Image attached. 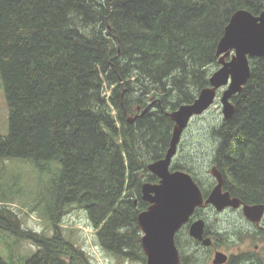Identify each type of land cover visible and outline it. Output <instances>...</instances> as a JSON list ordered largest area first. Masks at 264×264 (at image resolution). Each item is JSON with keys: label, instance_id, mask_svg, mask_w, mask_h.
<instances>
[{"label": "trees", "instance_id": "16d2710c", "mask_svg": "<svg viewBox=\"0 0 264 264\" xmlns=\"http://www.w3.org/2000/svg\"><path fill=\"white\" fill-rule=\"evenodd\" d=\"M261 6L264 0H0L8 110L0 161L31 162L38 175L30 192L0 175V230L18 237L14 247L22 239L37 247L33 256L0 255V264H92L58 231L75 209L87 211L101 249L146 264L138 216L149 207L142 197L154 178L148 166L170 146L166 111L210 85L232 15ZM250 65L234 116L215 131V157L234 197L264 204V57ZM24 195L51 236L23 228L8 209Z\"/></svg>", "mask_w": 264, "mask_h": 264}, {"label": "water", "instance_id": "95a60500", "mask_svg": "<svg viewBox=\"0 0 264 264\" xmlns=\"http://www.w3.org/2000/svg\"><path fill=\"white\" fill-rule=\"evenodd\" d=\"M216 55L220 67L209 77L210 85L202 89L194 103L182 105L166 114L174 122L169 149L163 159L148 166L160 183H145L142 188L143 200L149 203V207L138 216L146 264H180L175 245L176 233L189 221L196 208L203 206V197L190 174L170 172V166L190 121L213 106L218 91L221 90L223 118L229 121L234 116L232 98L242 92L251 77L250 59L264 57V11L258 16L246 10L236 11L225 27ZM128 120L132 123L135 118L129 117ZM212 173L219 184L206 203H212L218 211L227 207L237 209L244 204L238 198L232 199L229 194H222V175L216 169ZM243 211L249 220L260 222L264 205L244 204ZM190 230L193 238L201 240L204 221H194ZM227 260V256H215L213 264H225Z\"/></svg>", "mask_w": 264, "mask_h": 264}, {"label": "rangeland", "instance_id": "374dc122", "mask_svg": "<svg viewBox=\"0 0 264 264\" xmlns=\"http://www.w3.org/2000/svg\"><path fill=\"white\" fill-rule=\"evenodd\" d=\"M218 69L219 66H216L210 74L212 75ZM147 109L148 108H146L145 111ZM222 122L224 121L220 100L216 101L210 110L201 118L196 117L193 121H190V126L188 125L187 130L184 132L186 135L180 145L179 154L174 160L175 165H181L188 168L195 174L207 176L208 171L211 172L212 170V167L210 168L211 163L218 154V142L221 136L218 137L217 141L214 138V135L216 134V130L221 129ZM7 130L8 110L5 105L4 91L0 83V134H5ZM34 169L35 167L31 162L24 160L9 159L0 161V175L2 171H5L10 180L15 179V181L20 184L19 186L22 188L27 187L26 189L28 192L32 189L35 190V184L38 180V175ZM5 204L9 210L21 219L23 228L30 229L37 233L45 232L49 236L53 233V231L48 230V221L39 218L36 213L34 214L30 212V206L28 205L26 195H24V197L17 198L14 202L10 201ZM208 212V220L212 222V226L215 228L229 226L231 220L233 222L237 220V215L233 214V210L228 212L227 220L229 221L221 218L218 213H216L219 212L217 209H214V212L211 210H208ZM225 216L227 215L225 214ZM222 222H225L224 225ZM260 222L255 223L259 224ZM243 229L247 230L248 227L244 226ZM60 230L58 231L64 238L70 240V242L74 243L77 247L81 248L90 255L89 257L92 264H141L137 257L131 259H115V257L109 255L106 250L101 249L98 237L95 234V229L92 228L85 209H75L66 215L63 218ZM17 239V236L0 230V255L2 257L7 259L12 250L13 254L15 253V258L34 255L37 247L34 246L32 242L22 239L19 241L18 246L14 247L13 243ZM247 240L248 247L254 246L259 242L258 240L249 237ZM183 252L187 254L189 251L184 250ZM193 257H188V264H207L201 259V257H198L197 260Z\"/></svg>", "mask_w": 264, "mask_h": 264}, {"label": "flooded vegetation", "instance_id": "af4514ba", "mask_svg": "<svg viewBox=\"0 0 264 264\" xmlns=\"http://www.w3.org/2000/svg\"><path fill=\"white\" fill-rule=\"evenodd\" d=\"M239 10H246L252 13L254 16H258L264 11V6H261L255 12H252L246 8H242ZM185 135L186 133H183L176 157L179 154L180 151L179 148ZM214 138L217 140V137L215 135ZM175 158L173 159L172 164L170 166V172L182 171L190 174L193 180L195 181V183L198 185L204 200L207 201V199L211 196V194L219 184L217 177L212 173V170L211 172L208 171L207 176H201L193 173L190 169L185 168L181 165H175L174 162ZM211 167L212 169L216 168L217 170H219L217 168L216 157L212 161L210 168ZM152 180L153 182H149V183L152 184L160 183V179L155 175ZM223 180H224V176H223ZM221 192L222 194H229L231 198H236L232 195L231 191L225 188V180ZM242 202L244 203V201ZM248 205H253V204H248ZM214 209L217 208L212 203L209 204L205 203L203 208H199L195 210L194 214L191 216L189 221L186 224H184L180 228V230L176 233L175 245L179 253L180 264H188L189 262L188 257H193V256L201 257V259L207 264H213V260L215 256H227L228 260L225 264H231L233 259H236L234 261H237L239 264H264V215L261 219L262 221L259 224H257L246 218L243 212V207H240L238 209H234V208L232 209V207H227L224 210L216 213H218V215L221 218L227 220L228 212L230 210H233L234 211L233 214L237 215V220L235 222L231 220L229 226H223L222 228H215L212 226V222L208 220L209 218L208 210L214 212ZM225 214L227 216H225ZM196 220L204 221V233H203V238L201 240L193 238L191 236V230H190L191 225ZM224 223L225 222H222L223 225ZM244 226L248 227V229L247 230L243 229ZM142 235L143 233L141 231V237ZM248 237L258 240L259 242L254 246L248 247V240H247ZM184 250L189 252L186 254L185 252H183ZM143 253L145 255L144 250ZM198 257H193V258L197 260Z\"/></svg>", "mask_w": 264, "mask_h": 264}, {"label": "bare ground", "instance_id": "6f19581e", "mask_svg": "<svg viewBox=\"0 0 264 264\" xmlns=\"http://www.w3.org/2000/svg\"><path fill=\"white\" fill-rule=\"evenodd\" d=\"M202 89H203V88H202ZM201 91H202V90H201ZM201 91H200V92H201ZM200 92H199V94H200ZM198 97H199V95H198ZM198 97H197V98H198ZM194 102H195V100H194ZM194 102H192V103H194ZM192 103H191V104H192ZM152 105H153V104H150V105L147 107L148 109L145 111V113L148 112L149 110H152ZM184 105H186V104H184ZM169 112H170V111H169ZM166 113H168V111H166ZM223 121L225 122V119H224V118H223Z\"/></svg>", "mask_w": 264, "mask_h": 264}]
</instances>
